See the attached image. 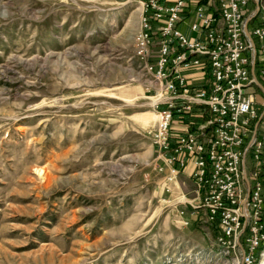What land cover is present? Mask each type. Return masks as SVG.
<instances>
[{
	"label": "rangeland",
	"instance_id": "1",
	"mask_svg": "<svg viewBox=\"0 0 264 264\" xmlns=\"http://www.w3.org/2000/svg\"><path fill=\"white\" fill-rule=\"evenodd\" d=\"M143 17L141 0H0V264H242L246 231L215 235L157 170Z\"/></svg>",
	"mask_w": 264,
	"mask_h": 264
},
{
	"label": "built area",
	"instance_id": "2",
	"mask_svg": "<svg viewBox=\"0 0 264 264\" xmlns=\"http://www.w3.org/2000/svg\"><path fill=\"white\" fill-rule=\"evenodd\" d=\"M141 4L138 54L160 82L152 104L157 119L149 132L161 160L157 170L166 171L171 181L190 166L196 201L190 215L203 210L204 222L218 215L224 237L247 228L242 264H251L264 240L260 219L264 206L263 0H141ZM247 16H251L247 32L257 42L253 59L244 33ZM147 18L155 22L150 31ZM151 42L156 47L155 65L149 63ZM252 87L262 92V102ZM172 125L178 126L177 132ZM246 191L247 216L242 207Z\"/></svg>",
	"mask_w": 264,
	"mask_h": 264
},
{
	"label": "trees",
	"instance_id": "3",
	"mask_svg": "<svg viewBox=\"0 0 264 264\" xmlns=\"http://www.w3.org/2000/svg\"><path fill=\"white\" fill-rule=\"evenodd\" d=\"M260 13H261V11L257 14V16L260 15ZM145 15L148 16L149 14L147 13V14H145ZM147 20H148L149 25H150V27H149L148 30L150 31L151 28L154 27L155 22H153L150 18H147ZM252 24H253V23H252ZM254 42H255V44H256V46H257V42H256L255 39H254ZM263 152H264V148H263ZM260 219H261V222L263 223V226H264V206H263V209H262V214H261V218H260ZM207 223H208V226H210V227L214 230L213 233H215V235H220V234H222L221 231H220V229H219V216H218V215L214 216L213 219L208 220ZM246 230H247V228H245L244 231H246ZM263 230H264V229H263ZM241 242H242V244H243V237H241ZM263 248H264V240H262V241L259 243V245H258V247H257V249H256V251H255V254H254V260L252 261L251 264H255V261H256V258H255V257H257L258 253H259Z\"/></svg>",
	"mask_w": 264,
	"mask_h": 264
},
{
	"label": "water",
	"instance_id": "4",
	"mask_svg": "<svg viewBox=\"0 0 264 264\" xmlns=\"http://www.w3.org/2000/svg\"><path fill=\"white\" fill-rule=\"evenodd\" d=\"M258 11V6L255 7L254 11L252 12L253 14H255L256 12ZM252 14V15H253ZM251 16H247L245 18V23H244V33H245V36H246V39L248 40V42L251 44V57L252 59L254 58V55H255V47H254V42H253V39L250 37V35L248 34L247 32V28H246V24L247 22L249 21ZM262 91L264 92V88H262ZM247 200H248V192H246L245 194V197H244V200H243V204H242V207H243V210H244V213H245V216L248 215V207H247ZM237 250L238 252L241 254V256H243L244 254V250L242 248V245L240 243V241L237 239Z\"/></svg>",
	"mask_w": 264,
	"mask_h": 264
},
{
	"label": "crops",
	"instance_id": "5",
	"mask_svg": "<svg viewBox=\"0 0 264 264\" xmlns=\"http://www.w3.org/2000/svg\"><path fill=\"white\" fill-rule=\"evenodd\" d=\"M189 170H190V166L186 167L185 169H183L177 176L175 179L171 180L170 185L171 188L174 190H177V192H179L181 190V186L183 185L184 188H186V186H193L192 181L189 179ZM186 197L183 196L182 199H185Z\"/></svg>",
	"mask_w": 264,
	"mask_h": 264
},
{
	"label": "bare ground",
	"instance_id": "6",
	"mask_svg": "<svg viewBox=\"0 0 264 264\" xmlns=\"http://www.w3.org/2000/svg\"><path fill=\"white\" fill-rule=\"evenodd\" d=\"M158 98V97H157ZM157 98H156V100H157Z\"/></svg>",
	"mask_w": 264,
	"mask_h": 264
}]
</instances>
